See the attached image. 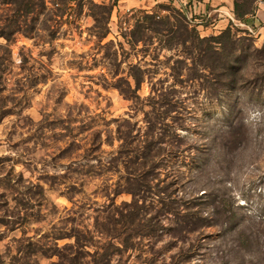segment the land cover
I'll return each mask as SVG.
<instances>
[{
    "label": "rangeland",
    "instance_id": "rangeland-1",
    "mask_svg": "<svg viewBox=\"0 0 264 264\" xmlns=\"http://www.w3.org/2000/svg\"><path fill=\"white\" fill-rule=\"evenodd\" d=\"M250 3L252 16L264 10V0ZM93 4L110 6L107 30ZM161 6L185 8L200 37L231 25L245 51L236 54L247 55L244 82L218 93L206 77L173 85L179 49L127 40L134 15H167ZM69 7L0 0V264H264V42L236 20L233 0H73ZM132 67L144 75L137 91ZM128 132L120 154L118 137ZM142 155L157 167L144 170L150 189L136 191L134 157ZM161 188L181 214L195 205L211 215L213 202H222V226L179 233L174 216L160 211ZM132 192L144 206L139 230L115 225ZM205 192L209 199L195 202ZM108 216L112 239L101 235ZM154 216L162 227L148 232L145 220ZM242 229L261 245L242 246Z\"/></svg>",
    "mask_w": 264,
    "mask_h": 264
},
{
    "label": "trees",
    "instance_id": "trees-1",
    "mask_svg": "<svg viewBox=\"0 0 264 264\" xmlns=\"http://www.w3.org/2000/svg\"><path fill=\"white\" fill-rule=\"evenodd\" d=\"M53 1L58 7L60 4L64 6L65 11L71 10L69 5L72 4L73 0H63L60 4L56 2L57 0ZM250 1L251 0H233V15L236 20L243 21L247 16H252L254 9ZM94 6L102 10L103 16L105 17L104 24L107 30L108 16L111 13L110 6ZM160 8L166 9L168 14L161 16L158 11L149 12L143 10L139 11L137 15H134V26L130 30L127 40L132 46L141 43L144 47L142 49H146L145 47L152 45L153 42L158 43L159 49L161 50L172 51L174 48L179 49L180 53H182L181 59L175 60L174 63L176 66H170L171 75L174 79L173 85L177 83L182 84L184 82L181 78L182 76L185 77L186 81L192 82L206 77L210 78L212 82L211 90L218 93L220 91L235 90L241 82H244V77H242L241 73L243 67L247 64V55H245V53L244 56L236 54L245 51H241L240 48H242V45H238L237 35L233 34L231 25L217 36L200 37L196 27L189 24L185 8L177 9L169 8L168 6H161ZM92 17L95 22L98 21L95 15ZM236 49H238V51ZM253 51L255 53L262 52V50L256 48H253ZM259 65L261 67L264 66V64L261 63ZM136 69L138 74L133 72ZM131 70L132 74H130V76L134 80V90L137 91L144 81L143 71L139 67H132ZM155 127V124H153L150 127V132L153 133ZM159 135L158 139L156 138L158 140L156 142L157 144L163 142L161 138L162 134L159 133ZM129 137V132L118 137L119 141H121L120 154H123V151L125 153L126 146L130 144L128 142ZM136 159L140 160V162H137ZM148 160L147 156L144 155L134 157V163L137 164V167L133 170L134 172L132 175L140 173V177H137L133 184L136 191H143L142 189L144 188L148 190L151 187L146 173H151L157 166L154 164L148 166ZM147 168L149 171L144 173V170ZM156 188H158V184H156ZM161 194L164 196L161 197ZM155 195L159 198L157 203L160 204V211H166L174 216L173 228L177 229L179 233L184 230V227H190L189 232H195L204 227L222 226V220L225 215V211L221 209L222 202H213L211 215L204 216L201 210H195V205L191 209L186 208L181 214V207L179 204H176L177 201L165 202L166 199L170 200L171 198L165 189H158ZM206 199H209L207 192L194 198L195 202L197 200ZM174 204H176V206H174ZM143 207L144 206L139 205L137 192L134 193L131 203H124L123 207L117 208L120 221H115V225H122V229L125 230L130 229V227H135V229L139 230V226L142 222L141 217L144 216V214L142 216L140 214ZM106 218L107 219L102 223V231L104 232H101V235L112 239L113 235H115V231L109 230L110 228L107 227L112 216ZM213 218L215 221H213ZM227 219L230 221L231 218ZM161 225L158 216L146 219L144 223V227L148 232L157 231L162 227ZM259 240V235L249 233L245 229L239 230L238 232V241L246 248H251L253 246L257 248V246L261 245L259 244Z\"/></svg>",
    "mask_w": 264,
    "mask_h": 264
},
{
    "label": "crops",
    "instance_id": "crops-1",
    "mask_svg": "<svg viewBox=\"0 0 264 264\" xmlns=\"http://www.w3.org/2000/svg\"><path fill=\"white\" fill-rule=\"evenodd\" d=\"M231 11H232V7H230V12L226 13V16L228 17V19L233 20L232 16H231ZM216 13H221V10H215ZM219 17H221L219 15ZM228 23V20L226 21ZM221 23V22H220ZM219 23V24H220ZM243 23L247 26L252 27L253 30H251V28L249 29V31H253V35L256 38V40L260 43V42H264V10H258L256 15L254 16H247L244 20Z\"/></svg>",
    "mask_w": 264,
    "mask_h": 264
}]
</instances>
